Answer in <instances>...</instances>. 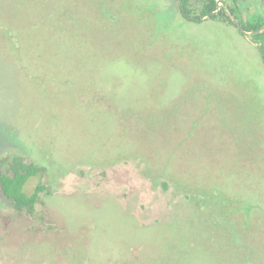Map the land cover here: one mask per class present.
Listing matches in <instances>:
<instances>
[{"label": "rangeland", "instance_id": "obj_1", "mask_svg": "<svg viewBox=\"0 0 264 264\" xmlns=\"http://www.w3.org/2000/svg\"><path fill=\"white\" fill-rule=\"evenodd\" d=\"M13 156L44 190L32 214L0 190V264H264V63L225 21L176 0H0Z\"/></svg>", "mask_w": 264, "mask_h": 264}, {"label": "flooded vegetation", "instance_id": "obj_2", "mask_svg": "<svg viewBox=\"0 0 264 264\" xmlns=\"http://www.w3.org/2000/svg\"><path fill=\"white\" fill-rule=\"evenodd\" d=\"M176 1L178 2L181 16L187 21H194L196 23L207 19L225 21L227 24L234 26L241 35L246 36L247 41L258 49L264 42V0H253V2L246 0H194L200 4L199 14L196 15L191 14V9L188 8V3L192 0H181V3L178 0ZM254 13L256 18L253 17ZM203 15H208V17L204 20H197V18ZM233 19L237 21V24ZM3 167L4 165L0 166V168ZM2 172L12 173L11 170L9 172H6V170ZM1 193L10 201L13 209H15L13 200L7 198L2 190ZM15 210L18 211L17 209Z\"/></svg>", "mask_w": 264, "mask_h": 264}, {"label": "trees", "instance_id": "obj_3", "mask_svg": "<svg viewBox=\"0 0 264 264\" xmlns=\"http://www.w3.org/2000/svg\"><path fill=\"white\" fill-rule=\"evenodd\" d=\"M259 53L264 63V42L259 46ZM3 165L6 172L12 171L11 174L0 171V189L3 194L13 200V206L18 211L32 213L39 193L44 187L38 184L33 192L27 193L25 185L30 177L40 174L43 168L34 163H26L20 156H13L10 159L1 158L0 166Z\"/></svg>", "mask_w": 264, "mask_h": 264}, {"label": "water", "instance_id": "obj_4", "mask_svg": "<svg viewBox=\"0 0 264 264\" xmlns=\"http://www.w3.org/2000/svg\"><path fill=\"white\" fill-rule=\"evenodd\" d=\"M180 3H181V0H178ZM208 17V15H203V16H201V17H199V18H197V20H204V19H206ZM234 20V19H233ZM234 22L237 24V21L236 20H234ZM245 33V32H244ZM245 34H247V33H245Z\"/></svg>", "mask_w": 264, "mask_h": 264}]
</instances>
